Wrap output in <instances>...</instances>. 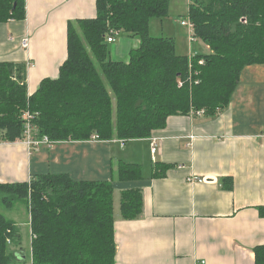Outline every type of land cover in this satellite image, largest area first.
<instances>
[{"label": "trees", "instance_id": "1", "mask_svg": "<svg viewBox=\"0 0 264 264\" xmlns=\"http://www.w3.org/2000/svg\"><path fill=\"white\" fill-rule=\"evenodd\" d=\"M168 6L169 0H95L94 18L67 23L58 77L43 79L31 96L26 65L0 62V143L22 141L25 111L34 115V139L54 144L148 139L172 116L191 110L214 116L228 107L241 71L264 64V0H189L183 18L193 25L192 39L210 49L189 58L176 53L172 38L149 34L150 20L167 17ZM24 19L25 0H0V24ZM110 32L139 40L126 62L110 58ZM170 168L156 163L152 176ZM116 177L140 180L141 166L119 161ZM113 194L110 182L66 174L0 183V264L16 263L21 226L4 213L16 215L20 207L27 213L30 264H116ZM119 213L125 221L142 216L140 189L121 193ZM258 214L264 218V206ZM254 255V264H264V245Z\"/></svg>", "mask_w": 264, "mask_h": 264}, {"label": "crops", "instance_id": "2", "mask_svg": "<svg viewBox=\"0 0 264 264\" xmlns=\"http://www.w3.org/2000/svg\"><path fill=\"white\" fill-rule=\"evenodd\" d=\"M95 14V0H25L24 21L0 24V62L28 66L31 96L43 79L59 75L67 56V23ZM181 18L184 42L168 36L176 53L188 58L210 54L201 41L189 39ZM23 39L26 48L21 47ZM139 43L118 34L108 44L110 58L123 62ZM263 129L264 64L241 71L228 107L216 115L172 116L148 139L123 146L119 140L36 147L0 143V183L28 182L45 174L110 182L114 216L116 192L140 189L142 216L115 221L116 264H254V249L264 245V218L258 214L264 206ZM119 161L141 166L142 178L118 181ZM156 163L171 168L165 176L153 177ZM225 180H230L229 188ZM20 235L15 264H30L29 228H20Z\"/></svg>", "mask_w": 264, "mask_h": 264}, {"label": "rangeland", "instance_id": "3", "mask_svg": "<svg viewBox=\"0 0 264 264\" xmlns=\"http://www.w3.org/2000/svg\"><path fill=\"white\" fill-rule=\"evenodd\" d=\"M188 2L189 0H169V6H168V15L165 18H153L149 22V34L151 37H168V36H174L177 37L182 43L184 42L185 38V30L179 26L178 20L180 17L183 19V17L187 16L188 13ZM171 34V35H170ZM118 35L113 36L114 39L117 38ZM120 36H123V34H120ZM179 41V42H180ZM112 46V45H111ZM109 45V48L111 47ZM128 58L125 60H122L123 62L127 61ZM114 61V60H113ZM120 198L121 194L119 192H116L115 194V220H122L119 213V207H120ZM19 213L14 215V213L5 212L4 215L7 218H11L20 224L21 230H24L25 232L28 230L26 223H27V213L23 207L19 208ZM24 225V226H23ZM25 264V263H24Z\"/></svg>", "mask_w": 264, "mask_h": 264}, {"label": "built area", "instance_id": "4", "mask_svg": "<svg viewBox=\"0 0 264 264\" xmlns=\"http://www.w3.org/2000/svg\"><path fill=\"white\" fill-rule=\"evenodd\" d=\"M181 26L186 28V30L188 32V35H189V39L191 41H193V39H192V35H193V25L190 22L189 18L183 19L181 21ZM118 34H119L118 32H110V34L106 37V40L105 41L108 44L112 43L114 41V37L113 36L118 35ZM21 47L22 48H26L27 47V40L26 39H23L22 40ZM190 57H192V56H190ZM199 64L202 65L203 64V61L200 60L199 61ZM27 67L28 66L26 65V68ZM181 86H182V83H179L178 84V87H181ZM189 114L191 116H201V115L205 114V111L204 110H200V111H193V110H191ZM33 119H34V115L30 114V112L25 111V112L22 113L21 120H22V123H23V139H22L21 142H24L26 145H28L30 147H36L39 144H50V145L53 144V143L49 142L47 140V138H43L40 141H36L34 139V133L37 131V129H36V127L32 123L33 122ZM261 136L262 137L264 136V129H263V132H262ZM90 141H97V139H96V137H92ZM119 142H120L121 146H123L125 141H119ZM150 146H151L150 147L151 154H154L155 153V149H156V142L154 140H152ZM180 168H182V166H178L177 167V169H180Z\"/></svg>", "mask_w": 264, "mask_h": 264}, {"label": "water", "instance_id": "5", "mask_svg": "<svg viewBox=\"0 0 264 264\" xmlns=\"http://www.w3.org/2000/svg\"><path fill=\"white\" fill-rule=\"evenodd\" d=\"M14 256H15V260H16L17 257L20 258V256L17 253H15Z\"/></svg>", "mask_w": 264, "mask_h": 264}]
</instances>
